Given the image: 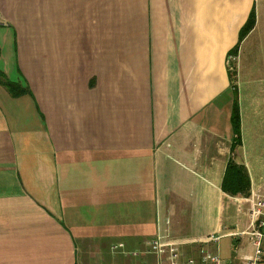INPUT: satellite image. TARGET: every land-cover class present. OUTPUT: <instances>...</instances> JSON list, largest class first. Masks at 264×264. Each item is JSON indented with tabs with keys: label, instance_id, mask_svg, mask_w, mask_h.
Instances as JSON below:
<instances>
[{
	"label": "crops",
	"instance_id": "0c3cea01",
	"mask_svg": "<svg viewBox=\"0 0 264 264\" xmlns=\"http://www.w3.org/2000/svg\"><path fill=\"white\" fill-rule=\"evenodd\" d=\"M22 1L0 0V69L33 88L37 24L21 22ZM166 1L172 31L158 23L156 37L161 1L147 0V53L115 56L112 85L100 86L96 74L93 87L53 88L52 72L45 89L14 97L0 83V264H86L87 256L92 264H157L154 254L113 253L112 245L130 251L161 237L200 256L202 247L213 251L215 242H202L211 234L237 240L230 264L251 255H237L251 203L230 195L226 210L224 179L230 160L246 162L232 123V78L239 93H264V0ZM251 9L255 25L240 40ZM57 29L60 54L44 55L45 63L68 61L59 20ZM240 210L249 223L239 235L225 219L242 225Z\"/></svg>",
	"mask_w": 264,
	"mask_h": 264
},
{
	"label": "rangeland",
	"instance_id": "374dc122",
	"mask_svg": "<svg viewBox=\"0 0 264 264\" xmlns=\"http://www.w3.org/2000/svg\"><path fill=\"white\" fill-rule=\"evenodd\" d=\"M58 1L60 0H28L21 3V22L27 25L36 23L38 32L37 54L40 62L36 63L32 69L35 72L34 86L29 89L32 94L37 93L40 89H45L44 74L52 72H54L52 76L53 88H63V86L71 84L72 81H75L81 87L87 85L93 87L97 85L96 74L101 75L100 86L112 85L111 60L115 56L141 53L142 48L143 53H147L145 40L150 37V27L148 26L146 14L148 10L147 0H143L142 5H140L138 0H63V13L57 15L55 7ZM160 1V11L162 13L155 23L156 37L158 23L164 29L166 36L172 31V28L168 26L167 17L163 13L168 11L167 1ZM30 4H32L33 8L29 7ZM97 7H100L98 16L95 11ZM35 10L37 13L33 14ZM91 16L94 17L93 24L97 28L96 34L91 33V23L89 22ZM58 20L59 26L60 22L63 26V35L66 38L63 46V52L65 53L61 54L68 61L45 63L44 55L60 54L54 53L55 43L52 41V38H55L59 33L57 29ZM237 52H239L238 47L232 51V54L235 55ZM231 64L234 68V63L232 62ZM57 72L62 73L60 78H54ZM235 72V69H233V73ZM234 81H236V78H234ZM253 89L255 87L242 93H239V90L237 93L233 91L240 112V142L243 144L246 153V162L243 159L242 170L244 171V177L242 185H249L251 194L253 191L254 194L252 195L256 198H264V93L261 92L262 89L259 90L260 92L257 91L258 93H253ZM253 186H255V189H253ZM225 192L224 203L226 210L229 211V208L233 206V202L230 199L232 193L227 189ZM252 195L245 197L248 198ZM245 209L248 212L247 203ZM238 213L240 216L243 215L241 210ZM225 216L226 212L224 219ZM249 217L247 214L243 215L242 225L238 224L235 219H225V224L228 226L234 225L233 228L240 235L241 230L247 228ZM246 230L249 232L251 228L249 227ZM247 232L243 236L241 234L244 242L240 245L237 252L240 257L246 254H253L255 250L253 244L247 241L249 239L247 238L249 237ZM202 240L194 243L198 245L203 242ZM232 240L222 238L219 243L215 242L212 247L213 252L218 253L222 258L231 262L232 255H234V249L230 246V244L232 245ZM234 242L236 243L237 240ZM87 257L90 259H88L89 262L86 264L97 263L91 256Z\"/></svg>",
	"mask_w": 264,
	"mask_h": 264
},
{
	"label": "built area",
	"instance_id": "2783aa9c",
	"mask_svg": "<svg viewBox=\"0 0 264 264\" xmlns=\"http://www.w3.org/2000/svg\"><path fill=\"white\" fill-rule=\"evenodd\" d=\"M230 55L229 59H235ZM230 61V63H232ZM251 203L249 212L251 231L247 232L250 242L255 247L254 253L246 255L243 264H264V198H256L254 195L248 197ZM246 233V232H244ZM223 234H211L203 243L219 242ZM113 253H124L125 255L139 256L141 254H154L157 264H230L218 253L207 247H202L200 256L186 253L179 242L164 241L161 237H153L146 240L141 247L126 250L123 242L112 245Z\"/></svg>",
	"mask_w": 264,
	"mask_h": 264
},
{
	"label": "trees",
	"instance_id": "16d2710c",
	"mask_svg": "<svg viewBox=\"0 0 264 264\" xmlns=\"http://www.w3.org/2000/svg\"><path fill=\"white\" fill-rule=\"evenodd\" d=\"M255 10H252L246 24L243 26L240 34V40H242L254 27L255 25ZM234 74L233 72L231 73ZM233 81V90L238 91V86L234 81V78H232ZM0 83L5 86L8 91L12 94V96H21L24 94H30L29 91L30 87L23 86L21 83L11 81L8 79L6 74L0 69ZM237 96V95H236ZM232 123L234 132L236 134V142L240 143V127H241V121H240V112L238 108V103L236 100V97H234V103H233V110H232ZM243 163H237L235 160H230L227 170H226V176L224 179V190L231 191L232 195H241V196H250L251 195V187L249 185H242L243 184V177H244V171L242 170Z\"/></svg>",
	"mask_w": 264,
	"mask_h": 264
}]
</instances>
